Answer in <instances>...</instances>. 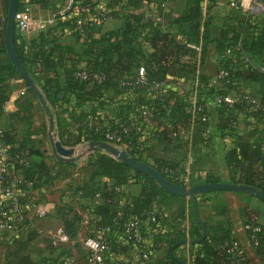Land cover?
I'll use <instances>...</instances> for the list:
<instances>
[{"label":"trees","instance_id":"trees-1","mask_svg":"<svg viewBox=\"0 0 264 264\" xmlns=\"http://www.w3.org/2000/svg\"><path fill=\"white\" fill-rule=\"evenodd\" d=\"M145 1L76 0L71 9L55 14L53 27L69 25L78 35L76 17L88 13L96 16L92 25H85V41L81 51L65 45L73 57L72 66L65 70L60 90L63 89L67 98L75 101L74 108H77L73 116L76 132H69L67 140L71 144L103 140L122 145L129 154L150 163L170 180L183 183L179 176L186 172L184 161L158 156L155 152L160 145L180 146L181 138L188 135L192 136L193 143L201 140L202 130L210 124L212 115L217 119L215 128L228 134L235 129L241 116H252L254 121L264 123V108L254 109L253 103L245 97L246 94L253 95L247 83H264V9L255 13L246 12L238 27L224 26L216 33L209 17L206 15L202 18L204 0H187L184 11L173 20L182 35V38H177L163 25L162 13L147 15L134 10ZM205 1L208 8L214 0ZM30 2H38L42 7L52 6L56 10L60 0H18L17 9ZM80 5L86 6L88 10L81 12ZM117 5L125 6L127 10L119 12ZM8 6L9 0H0V48L5 53L4 57H0V112L7 98L4 79L7 76L20 77L4 44ZM107 17H123L124 22L120 28L94 36L93 27ZM18 33L14 27L13 44L18 57L41 86L45 98L53 100L54 96L45 87L46 81L38 82L19 48ZM145 43L152 48L149 53L143 51ZM209 43H213L219 54L216 72L221 68L228 71L224 78H217L214 82L202 70ZM227 48H230L229 53H225ZM41 59L45 61L47 58ZM141 66L144 67V81H138ZM172 67L176 71L170 72ZM81 70L85 71V77L77 74ZM109 88L112 94L107 93ZM228 93L233 96L231 102L224 100ZM215 96L217 101L212 100ZM260 102L264 104V91H261ZM111 132L117 133L119 138L107 139L105 134ZM0 140L7 145L10 155L26 160L25 164L17 162L16 170L22 173L23 179L33 181V186L27 187L21 183L18 189L40 190L52 182L53 178L49 175L52 163L25 135L18 142L11 129H2ZM31 154L39 156V160L32 161ZM89 156L90 178L102 175L107 179L98 178L93 183L69 185L68 190L73 195L81 191V210L90 207L98 224L111 226L119 210L122 219L128 216L141 217L148 246L156 250L165 244L163 256L157 264H181L167 254V249L183 238H196L201 234V225L194 216L191 202L186 197L166 191L148 174L131 168L105 151L96 150L89 153ZM223 157L230 171L227 181L253 184L264 191L262 143L233 140L224 149ZM56 162L62 163L61 160ZM219 180V176L206 173L198 182ZM107 182L128 187L121 205L120 194L108 187ZM97 192L101 194L102 201L91 205L88 198ZM219 192L221 190L212 191L214 194ZM212 198H198V211L206 224V236L189 244V263L251 264L239 245H233L237 237L229 218L223 216L224 201H217V205L212 206L214 213L220 217L202 214ZM155 205L158 211L154 210ZM166 206L176 207L170 216L167 215ZM56 209L69 237L76 239L69 214L81 222V211L68 202L58 204ZM241 213L247 235L264 262V225L258 220L256 212L247 205L241 207ZM186 220L188 225L185 226ZM254 227L259 228L254 230ZM128 245L120 247L118 242L113 241L114 250L126 252ZM179 246L173 248L175 255ZM67 252L69 249L65 245L54 246L49 241L37 251H27L17 262L52 264ZM178 257L187 261L181 254ZM5 264L11 263L6 261ZM150 264L156 263L151 261Z\"/></svg>","mask_w":264,"mask_h":264},{"label":"crops","instance_id":"crops-1","mask_svg":"<svg viewBox=\"0 0 264 264\" xmlns=\"http://www.w3.org/2000/svg\"><path fill=\"white\" fill-rule=\"evenodd\" d=\"M225 1L227 0H214L208 8L206 7L205 0L203 3L204 10L202 18L206 15L209 17L213 26V31H216V33L224 26L229 25L238 27L243 16L246 14L242 9L227 7ZM64 2L65 0H60V3L57 5L62 7ZM186 5L187 0H147L137 5L134 10L147 15L162 13L163 25L177 38H182L173 20L184 11ZM29 6V17L33 23L30 24L27 30L18 33L17 42L19 48L23 51L27 63L30 69L33 70L38 82L44 83L46 81L45 87L48 92L54 96L53 100L45 99L52 113L54 124L53 131L56 137L59 138L64 145L74 146L76 151L80 152L79 145L84 141L71 144L72 142H68L67 140L69 132H76L73 123L74 111L77 109L74 108L75 101L67 98L63 89L60 90V83L63 80L65 70L72 66L71 58L73 57V53L67 50L65 45H70L73 49L81 51L84 47L85 34L78 35L72 31L69 25L54 27L47 24L40 25L42 21L51 17L55 10L54 7H42L38 2H30ZM116 9L119 12H125L127 10L126 7L122 5H117ZM123 22V17H107L102 23L93 27L92 33L94 36H98L100 33L107 30L120 28ZM60 45L62 47H60ZM194 46L199 49L197 45ZM151 49L148 43L143 45V51L145 53H149ZM4 56L5 53L0 48V57ZM41 57H46L47 59L42 61ZM219 61V54L215 51L213 43H209L208 55L204 59L202 70L205 74L211 76L212 82H214L213 78ZM169 71L174 72L176 69L172 67ZM4 82L7 84V98L3 104L6 109L0 112V130L11 129L18 142H20L25 135L26 138L31 140L35 146L44 152V155H46L52 163L49 169V175L52 176L53 179L46 188L42 187L40 190L36 188L23 189V191L26 192V197L29 199H40L42 201L47 210L46 215L35 220L34 229L24 232L16 230L0 231V264L4 261H10L11 264H18L17 261H19L21 256L27 251H37L41 246L47 244L51 237L55 236L60 229L63 228L67 230L62 218L57 213L56 208L58 204L68 202L73 204L78 211H81V201L73 199L74 195L68 190L69 185L93 183L98 178L104 180L107 179V177L96 175L90 178L91 169L89 165H87L88 168L86 166L85 175L79 176L76 170V164L79 160H85L87 158L84 154L73 161L56 162L58 159L52 153L47 127L45 137L41 129V112L44 113L46 121L47 118L38 98L29 90L23 94L19 93V90L25 86L21 76H7ZM36 84L42 91L41 86L38 83ZM247 85L255 99L260 101L261 91H264V83L260 84L259 82L251 81L247 83ZM112 92L110 88L107 90L109 94H112ZM42 93L44 95L43 91ZM212 100L217 101V96ZM216 124V116L212 115L210 124L202 130L203 135L201 140L193 143L192 136L188 135L181 138L182 144L180 146L172 147L171 145H160L157 148L155 153L158 156L166 159L184 161L186 172L181 173L179 176L184 184L199 183L198 180L204 178L206 173L217 175L221 180H228L230 171L225 163L223 151L227 145L229 146L232 144L233 140L243 139L247 141H256L262 143L264 147V123L254 121L252 116H241L236 122L235 129L230 134L223 133V130L221 131L215 128ZM44 140L45 142H43ZM161 151L162 153H159ZM30 157L32 161L39 160V156L37 155L31 154ZM64 184L66 185L64 186ZM221 192V201H224L225 205V215L223 216L229 218L237 237L239 247L251 264H264L257 255L254 245L247 235L244 225V216L241 213V207L247 205L256 212L258 220L264 225V201L258 196L244 191L221 190ZM210 194H212V191L205 192L197 197L210 196ZM119 199V205H121L125 200V195L120 194ZM101 201V195H97L96 193L88 198V202L91 205ZM165 208L167 209V215L170 216L176 207L166 206ZM158 209V206L155 205L154 210L158 211ZM207 209L209 212H207ZM203 212L209 215H204ZM202 214L207 217L211 215L213 218L220 217V215L214 213V210L209 207L205 208ZM69 219L71 221V227L75 229L78 237L86 236L94 227L92 223L82 224L79 220L74 219L71 214H69ZM186 225H188L187 220L185 226ZM116 236L118 239L117 242L121 245L120 247L128 245L122 236ZM64 245L69 250H73L76 245V243H74V238H70ZM164 245L163 243L159 249L153 250V263L157 264L162 258ZM189 250V243L181 244L176 250V255H183L189 263L188 259L191 256ZM123 254V251L115 250L112 257L121 258Z\"/></svg>","mask_w":264,"mask_h":264},{"label":"built area","instance_id":"built-area-1","mask_svg":"<svg viewBox=\"0 0 264 264\" xmlns=\"http://www.w3.org/2000/svg\"><path fill=\"white\" fill-rule=\"evenodd\" d=\"M76 0H65L62 7L54 10L51 17L45 19L40 25H52L56 13H64L71 9ZM225 5L230 8H239L245 12H260L264 9V2L258 0H227ZM81 12H86L88 8L80 5ZM30 6L25 4L21 9L15 12V27L20 33L29 28L33 22L29 17ZM94 13H88L84 16H78L75 19V27L80 34L85 31V25L93 24L95 19ZM230 48H227L225 53H229ZM264 69V68H262ZM228 71L221 68L215 73L213 80L217 78H224ZM81 77H85V71L77 72ZM144 67L139 68L138 81H144ZM26 86H23L19 93L27 92ZM245 97L253 103V108H264V104L255 99L253 95L246 94ZM224 100L231 102L233 96L228 93L224 96ZM6 107L3 106L4 110ZM0 130V135H1ZM107 139L115 140L119 136L115 132L106 133ZM108 142V141H107ZM113 144V143H112ZM117 146H122L115 144ZM123 147V146H122ZM124 148V147H123ZM26 163V160L17 155H10L7 151V145L3 144L0 140V231L16 230L24 232L35 228V220L44 217L47 213L40 199H29L25 195L23 189H18L17 186L21 183L27 187L33 186V181L23 179L22 175L16 170V163ZM5 181V182H3ZM108 187L112 188L117 194L126 195L128 187L124 184H116L107 182ZM101 195L100 193H96ZM81 191L74 193L73 199H81ZM27 199H26V198ZM82 224H93L94 227L86 236L74 239L75 245L73 250L65 253L59 260H55L52 264H150L152 261L153 250L148 246L145 235L143 234V222L139 216H128L121 218L120 210L117 211L116 217L113 220L112 226L110 224H98L97 218L91 211L90 207H85L81 210ZM95 217V218H94ZM254 227L253 229H258ZM111 231L113 234L111 236ZM129 244L128 250L124 252L121 258H114L112 254L115 252L113 249V241L117 242V234ZM113 237V238H112ZM70 240V237L65 229H60L59 232L52 236L50 242L52 245H64ZM233 245H238V241L234 240ZM135 262V263H134Z\"/></svg>","mask_w":264,"mask_h":264},{"label":"water","instance_id":"water-1","mask_svg":"<svg viewBox=\"0 0 264 264\" xmlns=\"http://www.w3.org/2000/svg\"><path fill=\"white\" fill-rule=\"evenodd\" d=\"M18 0H9L7 22L5 27L4 44L8 57L15 65L21 79L24 82L26 88L33 93L39 100L43 107L46 118H47V134L51 145L53 155L61 161H73L79 156L96 150H102L109 153L115 159L122 161L126 165L133 169L142 171L151 176L157 184H159L166 191L186 197L192 204L194 216L198 219L201 225V234L196 238H183L178 242L171 244L167 249V254L177 260L181 264H189L186 260L176 256L173 252V248L177 245L194 243L202 240L206 236V224L198 211V194L203 192L217 191V190H233V191H244L247 193L254 194L264 201V191L259 189L253 184L233 182L227 180L219 181H205L194 184L177 183L166 176H164L156 167L146 161H142L125 150V148L117 146L107 141L97 140L90 141L87 147L80 152L76 151L74 146L64 145L59 138L56 137L53 131V117L50 107L42 93L37 86L33 77L29 74L23 62L18 57L14 44L13 34L15 27V12L17 11Z\"/></svg>","mask_w":264,"mask_h":264},{"label":"rangeland","instance_id":"rangeland-1","mask_svg":"<svg viewBox=\"0 0 264 264\" xmlns=\"http://www.w3.org/2000/svg\"><path fill=\"white\" fill-rule=\"evenodd\" d=\"M259 2H261V0H258ZM235 10H237V9H235ZM23 81V80H22ZM40 119L42 120V122H41V124H42V131H43V133H44V137H45V135H46V127H47V121H46V119H45V116H44V113L43 112H41V116H40ZM44 139V138H43ZM43 142H45V140L43 141ZM87 145H88V143L87 142H83L81 145H79V151H81V150H83V149H85L86 147H87ZM122 147V146H121ZM93 152V151H92ZM92 152H89V153H92ZM89 153H85L84 155H86L87 156V158L84 160V159H81V160H79L78 162H77V171H78V173H79V176L80 175H85V171H86V166L87 165H89V159H90V156H89ZM159 153H162V151L161 152H159ZM83 156V155H82ZM79 165V166H78ZM87 168H88V166H87ZM68 173V172H67ZM66 173V174H67ZM67 184V183H66ZM66 184H64V186L66 185ZM210 196H213V198L211 199V201L210 202H208V206L207 207H209V208H211L212 209V206L213 205H217L216 203H217V201H221V199H222V192H219L218 194H214V193H212V194H210ZM207 212H209V210H207ZM203 214L205 215L206 213L205 212H203ZM206 215H209V214H206ZM208 217H212V215L211 216H208ZM6 263V261H4L2 264H5Z\"/></svg>","mask_w":264,"mask_h":264}]
</instances>
